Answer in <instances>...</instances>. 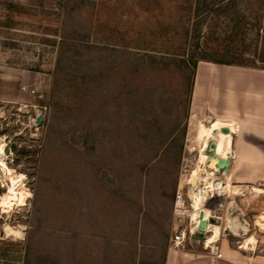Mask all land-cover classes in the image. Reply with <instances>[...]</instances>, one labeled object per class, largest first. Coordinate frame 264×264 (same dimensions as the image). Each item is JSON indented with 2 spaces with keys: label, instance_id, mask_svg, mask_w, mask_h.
Listing matches in <instances>:
<instances>
[{
  "label": "rangeland",
  "instance_id": "obj_1",
  "mask_svg": "<svg viewBox=\"0 0 264 264\" xmlns=\"http://www.w3.org/2000/svg\"><path fill=\"white\" fill-rule=\"evenodd\" d=\"M189 1L145 12L137 0H0V264L168 252L175 196L211 157L201 159L205 124L190 118L194 63L243 55L264 67V0H236L238 36L229 15L197 16ZM44 77L43 99L20 92ZM229 186L215 239L263 261L264 188ZM240 220L246 235L224 236Z\"/></svg>",
  "mask_w": 264,
  "mask_h": 264
},
{
  "label": "crops",
  "instance_id": "obj_2",
  "mask_svg": "<svg viewBox=\"0 0 264 264\" xmlns=\"http://www.w3.org/2000/svg\"><path fill=\"white\" fill-rule=\"evenodd\" d=\"M190 118L206 126L227 127L235 134L224 135L233 153L230 185L264 188V69L198 62ZM220 250V256H213L169 248L166 264H264V257L258 261L252 251L236 250L228 240H222Z\"/></svg>",
  "mask_w": 264,
  "mask_h": 264
},
{
  "label": "built area",
  "instance_id": "obj_3",
  "mask_svg": "<svg viewBox=\"0 0 264 264\" xmlns=\"http://www.w3.org/2000/svg\"><path fill=\"white\" fill-rule=\"evenodd\" d=\"M46 83L47 81L44 77L40 80L39 84H22L20 92L30 97L43 99L44 94L41 87L45 86ZM194 172L190 175L185 190L179 189L175 196L169 248H182L190 253L202 252L213 256H220L219 238L215 242L209 243L207 237L210 232L207 229L203 230L201 224L205 221L208 227L214 226L215 224L211 222L213 219L221 223L225 217L224 215L227 213H225L226 202L220 201L219 198L221 196L217 193L208 191L206 197H203L200 191L194 189L191 184ZM194 193L198 194V198H195ZM198 205L209 211V216L206 219L195 215ZM192 221L196 222L194 227L191 226Z\"/></svg>",
  "mask_w": 264,
  "mask_h": 264
},
{
  "label": "trees",
  "instance_id": "obj_4",
  "mask_svg": "<svg viewBox=\"0 0 264 264\" xmlns=\"http://www.w3.org/2000/svg\"><path fill=\"white\" fill-rule=\"evenodd\" d=\"M164 1L165 0H137V5H138V8H141L142 11L147 12L149 7H151V6L160 7L161 5H163L165 3ZM194 2H195V5L193 4ZM194 2H192V0H190L189 4H191L190 8L192 11H194L197 14V16H201V15L209 14V13L227 14V15H229V21H231L232 23L235 24V29L233 31V32H235L234 36H238L242 32V30H239V28L241 29V25L245 24L244 23L245 20L243 19V17L240 15V13L238 11L236 0L231 1L230 3L225 5L224 7L220 6V3L222 2V0H195ZM253 26L255 28H257V30H261L262 26H261V21L259 18H257L256 24H254ZM233 41L234 42H242V40H240V39L239 40L234 39ZM236 56H239V57H237V58L231 57L230 60L203 58L201 61L211 62V63H215V64H221V65H228V66L264 69V67H260L256 63L247 64L245 61H243L244 60L242 57L243 55H241V56L236 55ZM126 63H127L126 64L127 74L133 75V73L136 74V72H138V70L136 69V66L138 65L136 58L128 60ZM197 65H198V62H195L194 66H193L192 88H193V84H194ZM115 69H116L115 66H111V67L107 68L106 71L105 70L101 71L99 76L101 78L105 77V76L107 77L110 73H113L112 71L115 72ZM101 78H100V80H102ZM125 86H128V88H132L127 83L124 85V87ZM191 94H192V91H191ZM41 102H43V101H41ZM190 105H191V96H190V101H189V106ZM7 132H8V130L4 129V130L0 131V135H5ZM24 154H26L25 149H24ZM167 239H168V235L166 234L163 237V240L165 243L167 242ZM166 257H167V252L164 254V257L161 260H160V258H155V259H150V260L134 261L132 264H166Z\"/></svg>",
  "mask_w": 264,
  "mask_h": 264
},
{
  "label": "bare ground",
  "instance_id": "obj_5",
  "mask_svg": "<svg viewBox=\"0 0 264 264\" xmlns=\"http://www.w3.org/2000/svg\"><path fill=\"white\" fill-rule=\"evenodd\" d=\"M208 126L205 125V128L202 130V140L206 144V149L208 147L209 141L212 139H216L213 135V131L215 129H220L218 124H214L209 127ZM217 141H218L217 149L215 150V153L211 155V157L206 155L205 153L206 150L201 152V159L205 161L209 157L207 159L208 162H206L204 169L195 171L192 176L191 184L193 185L194 189H196L197 191H200L203 197H206L208 191L217 193L221 197L226 196L229 193V187H230L229 186L230 184L228 183L229 175H227L223 171V175H222L223 179L221 180L219 179V176L221 174L219 175L218 171H220L223 167L221 161L223 159H226L228 155L231 154L230 139L220 134V137L217 139ZM224 180H227V181L224 182ZM194 196L195 198H198L197 193H194ZM12 202H19L20 204L21 203L23 204V201H21L16 196L14 197ZM195 215L199 217L202 216V219H206L209 216V211L203 207H200V205H198ZM217 229H218L217 225H214V226L211 225L207 228V230L210 232V234L207 237L209 243H213L216 241L215 238L217 236L215 232ZM7 234L9 236L14 235L16 237H19L22 235V232L21 230H15V229L10 228L8 229ZM252 240L253 242H256L255 238H253Z\"/></svg>",
  "mask_w": 264,
  "mask_h": 264
},
{
  "label": "water",
  "instance_id": "obj_6",
  "mask_svg": "<svg viewBox=\"0 0 264 264\" xmlns=\"http://www.w3.org/2000/svg\"><path fill=\"white\" fill-rule=\"evenodd\" d=\"M42 118L41 113L37 114L36 119L40 120ZM220 134L223 135H230L231 137H234L235 134L227 127H222L220 129H215L213 131V135L216 139H212L209 141L208 147L205 151L206 155L211 156L215 153V150L217 149V145H218V141L217 139L220 137ZM9 152V151H7ZM233 153H231L230 155H228V157L226 159H223L222 162V169L220 171H218V174H221L223 171L229 175L230 172V166H231V156ZM213 224L218 225L220 224V221L213 219L211 221ZM196 224L195 221L191 222V226L194 227ZM245 222H243L242 220H240V226H238L237 228H232L231 226H228L226 228V230L224 231V236H230V237H243L244 235H246V231H245ZM201 228L203 230L207 229V222L203 221L201 224Z\"/></svg>",
  "mask_w": 264,
  "mask_h": 264
}]
</instances>
